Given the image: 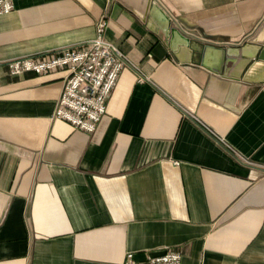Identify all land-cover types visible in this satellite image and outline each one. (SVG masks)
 I'll return each instance as SVG.
<instances>
[{"label": "crops", "instance_id": "obj_1", "mask_svg": "<svg viewBox=\"0 0 264 264\" xmlns=\"http://www.w3.org/2000/svg\"><path fill=\"white\" fill-rule=\"evenodd\" d=\"M185 29L237 42L264 0H159ZM124 65L93 130L51 117L66 70L8 72L95 34ZM138 74L144 75L139 80ZM264 264V80L177 58L120 0H13L0 13V264Z\"/></svg>", "mask_w": 264, "mask_h": 264}, {"label": "built area", "instance_id": "obj_2", "mask_svg": "<svg viewBox=\"0 0 264 264\" xmlns=\"http://www.w3.org/2000/svg\"><path fill=\"white\" fill-rule=\"evenodd\" d=\"M12 7L13 0H0V13ZM105 25L106 18L100 15L91 38L63 46L47 55H22L7 59L6 68L11 74L25 70L38 72L53 67L64 68L66 73L51 117L65 119L85 130H93L106 109L108 95L120 69L129 63L126 53L104 37ZM137 78L143 80L144 75L138 74ZM181 256L180 247L147 254L140 260L133 258L132 251H127L121 264H183Z\"/></svg>", "mask_w": 264, "mask_h": 264}, {"label": "water", "instance_id": "obj_3", "mask_svg": "<svg viewBox=\"0 0 264 264\" xmlns=\"http://www.w3.org/2000/svg\"><path fill=\"white\" fill-rule=\"evenodd\" d=\"M120 1L145 21L177 58L246 80H264V15L239 41L221 43L185 29L159 0Z\"/></svg>", "mask_w": 264, "mask_h": 264}]
</instances>
